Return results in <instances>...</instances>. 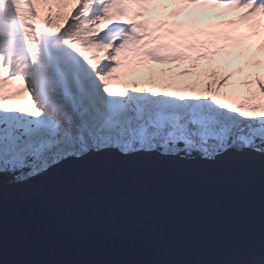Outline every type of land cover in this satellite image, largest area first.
<instances>
[{"label": "snow or ice", "instance_id": "obj_1", "mask_svg": "<svg viewBox=\"0 0 264 264\" xmlns=\"http://www.w3.org/2000/svg\"><path fill=\"white\" fill-rule=\"evenodd\" d=\"M106 154L264 173V0H0V183Z\"/></svg>", "mask_w": 264, "mask_h": 264}, {"label": "water", "instance_id": "obj_2", "mask_svg": "<svg viewBox=\"0 0 264 264\" xmlns=\"http://www.w3.org/2000/svg\"><path fill=\"white\" fill-rule=\"evenodd\" d=\"M264 241L256 162L72 160L0 183V264H222Z\"/></svg>", "mask_w": 264, "mask_h": 264}, {"label": "rangeland", "instance_id": "obj_3", "mask_svg": "<svg viewBox=\"0 0 264 264\" xmlns=\"http://www.w3.org/2000/svg\"><path fill=\"white\" fill-rule=\"evenodd\" d=\"M187 15H188L187 13H184L183 18L187 19ZM201 19L204 20L205 22L207 21V17H202ZM157 67H160V66H157ZM169 67H175V65H169ZM185 79H187V78H185Z\"/></svg>", "mask_w": 264, "mask_h": 264}]
</instances>
